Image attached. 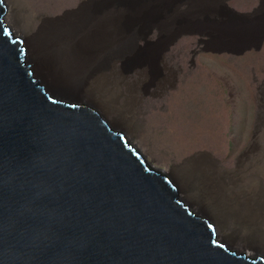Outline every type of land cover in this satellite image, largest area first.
<instances>
[{
	"label": "water",
	"instance_id": "95a60500",
	"mask_svg": "<svg viewBox=\"0 0 264 264\" xmlns=\"http://www.w3.org/2000/svg\"><path fill=\"white\" fill-rule=\"evenodd\" d=\"M26 68L0 0V264H262L217 248L172 182Z\"/></svg>",
	"mask_w": 264,
	"mask_h": 264
},
{
	"label": "rangeland",
	"instance_id": "374dc122",
	"mask_svg": "<svg viewBox=\"0 0 264 264\" xmlns=\"http://www.w3.org/2000/svg\"><path fill=\"white\" fill-rule=\"evenodd\" d=\"M163 1L164 11L177 15L182 30L167 44L156 74H150L147 66H134L132 61L116 64L107 74L111 88L119 94L120 106L111 108L109 116L94 104L88 106L110 123L118 121L120 126L116 128L126 134L148 162L170 176L186 201L175 178L185 182L192 161L202 155H210L223 167L225 173H215V178L227 184L240 178L241 165L254 164L257 155L264 168L262 150L251 149L264 129V0ZM3 2L7 25L24 46L22 34H31L32 28L17 18L11 0ZM165 31L151 26L138 46L145 51L149 44L162 43ZM205 58L209 64L203 69ZM27 66L33 70L31 64ZM124 71L127 75L121 76ZM129 99H133L135 107L127 116L124 108ZM256 110L263 115L257 117L253 114ZM243 123L247 124L245 132ZM200 189V182L194 181L192 194L200 193ZM239 198L237 213L246 214L241 194ZM261 200L264 202V197ZM221 220H212L218 239L232 237L234 243L229 246L253 254L246 248L245 227L230 215L225 214ZM253 222L255 249L264 255V207Z\"/></svg>",
	"mask_w": 264,
	"mask_h": 264
},
{
	"label": "bare ground",
	"instance_id": "6f19581e",
	"mask_svg": "<svg viewBox=\"0 0 264 264\" xmlns=\"http://www.w3.org/2000/svg\"><path fill=\"white\" fill-rule=\"evenodd\" d=\"M11 1L17 18L24 19L32 28L31 34H22L24 46L27 47V64H31L33 68L31 70L27 66L26 71H32L35 82L44 85L45 94L61 107L89 109L96 120L102 121L110 130L115 131V139L127 141L132 154L139 155L156 176L172 182V188L178 193L176 184L170 176L148 162L143 153L129 142L126 134L116 128L120 126L118 121L112 120L110 123L107 118L88 106L94 104L106 116L110 115L111 108L120 106L119 94L111 88L112 81L107 74V71L116 64L132 61L134 66H147L150 74H156L158 63L165 48L168 47L167 44L182 30L177 15L164 11L166 4L163 0ZM4 11L6 12L5 5ZM153 25L166 29V36L162 43L149 44L147 50L143 51L137 43L147 36L148 30ZM7 31L22 45L8 25ZM203 60L205 67L203 69H206L209 61L207 58ZM124 72L120 75L126 76ZM81 102L87 104H80ZM134 107L133 99H129L126 107H123L127 116L133 113ZM253 114L257 117L263 115L257 110ZM244 126L242 127L245 132L247 124ZM253 145L254 147L251 148L254 149L253 152L262 150L264 153V129ZM259 158L260 155L254 157V164L243 163L239 170L240 178L232 179L231 184L215 178V173L222 175L225 172L210 155H202L192 161L189 178L185 182L174 178L186 199L185 201L178 193L180 208L186 209L194 221L214 230L217 248H225L231 258L245 260L247 263L264 264V255L257 253L255 249L253 231V221L258 211L264 207V202L261 200L264 197V168ZM193 180L200 182V193L192 194ZM237 191L245 202L246 214L237 213L236 202L240 199ZM225 214L235 217L236 222L245 227L246 248L251 253L253 251V254L229 246V243H234L232 237L224 236V241L218 239L214 222L221 223Z\"/></svg>",
	"mask_w": 264,
	"mask_h": 264
}]
</instances>
